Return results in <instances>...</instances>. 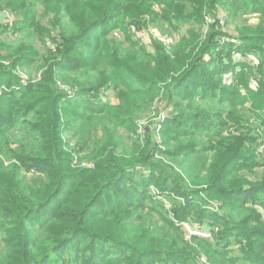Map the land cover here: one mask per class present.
<instances>
[{
	"label": "trees",
	"instance_id": "1",
	"mask_svg": "<svg viewBox=\"0 0 264 264\" xmlns=\"http://www.w3.org/2000/svg\"><path fill=\"white\" fill-rule=\"evenodd\" d=\"M40 2L41 17L0 23V36L5 35L0 41V264H50L67 245L76 248L82 234L89 236L88 264H96L99 252H106L107 264H200L201 251L211 244L186 239L179 223L192 208L206 213L202 194L219 206L211 214L221 227L215 242H229L238 233L244 259L258 255L250 264H264V52L258 63L248 64L232 61L234 46L229 60L218 51L212 38L223 35L218 29L223 0ZM12 3L0 0V11ZM229 3L235 11L262 9L252 0ZM133 11L134 27L151 24L176 43L168 47L160 38L149 47L139 40L116 43L105 31L102 41L81 47L95 27L114 25ZM207 27L213 33L204 41ZM228 64L235 65L236 77L257 67L258 104L250 107L232 85L221 83L217 69ZM204 67L207 72L196 82L195 73ZM247 78L241 84L250 88ZM187 81L194 84L191 91L182 87ZM151 109L162 117L146 123L141 119ZM158 125L163 129L157 131ZM151 185L160 189L157 196L149 194ZM176 194L187 203L168 214L156 200ZM102 203L110 208L98 207ZM95 208L115 218L119 234L101 236L88 229ZM214 251L210 258L218 264H240L242 257Z\"/></svg>",
	"mask_w": 264,
	"mask_h": 264
},
{
	"label": "rangeland",
	"instance_id": "2",
	"mask_svg": "<svg viewBox=\"0 0 264 264\" xmlns=\"http://www.w3.org/2000/svg\"><path fill=\"white\" fill-rule=\"evenodd\" d=\"M247 1L248 0H242V3L244 4ZM12 2H13L12 5L6 4L4 6L5 8H3L2 11H0V23L15 24L16 20L19 21V20L37 19L45 14V7L41 5L40 0H12ZM229 2L237 3L238 0H231V1L223 0V3L220 4L222 13H223L222 15L223 19L221 20L222 26L221 25L220 27L218 26L219 27L218 29L222 30L223 35L217 38L213 37L212 39H216L217 41H214V42L219 43L218 48L220 49H218V51L220 53L228 54L227 55L228 60L230 57L229 48L234 46L235 51L233 52L232 57H230L233 62L234 60H236V62L247 61L248 64H253L254 62L258 63L259 62L258 54L261 51L264 52V0H252V4H254V6L258 4L262 5L261 10L253 9V8L247 9L245 6L242 10L235 11L232 8H230ZM98 4L99 3L97 1L96 2L94 1L92 5L97 6ZM139 8H143V7H139ZM156 8L159 9V7H156ZM136 12L137 11H133L128 14H123L119 16V21L118 22L116 21L115 23H113L114 25H110L109 23H106L100 27L99 26L95 27L92 30V32L87 35L86 41L81 45V47L88 49L91 47L90 43L94 41L96 43L102 41L103 34L105 33V31H109L110 38L114 37L113 39H115L116 43H119V41L125 42L129 40H135V41L139 40V42H141L143 45H145L146 47H149L151 46L153 40L157 38L162 39L167 44L168 47L176 43L174 38L168 37V36L166 37L167 32H164L152 26L151 24H149L147 27H144V29L142 30L134 27L132 15H134ZM235 13H237L236 17H234L233 15ZM47 21L48 19H45V23ZM209 21H211V17H209ZM179 24L182 25L181 21L179 22ZM188 26L191 27L190 24L183 25L182 27H180V29H178L175 32L174 35L178 37L180 34H183L185 30L188 29ZM197 28H198V25L196 29ZM250 32L252 34H256L254 38H257V40H253V39L245 40L241 38V36L243 37L245 36L244 38H247L246 36H248ZM210 33L212 34L213 30L211 27H207L204 31V34H205L203 38L204 41L210 40V37H209ZM4 39H5V35L0 36V41ZM226 45H227V51L224 52L225 50L224 46ZM126 46H128V44H126ZM257 48H259V50H257ZM40 49L42 51H45V46L40 45ZM208 64L209 63H207V65ZM230 66L231 64L223 65L222 67L223 70L218 68L216 75L222 76V79L221 78H217V79L218 80L221 79L222 81L221 83H223V85L225 86L229 87V84L232 85L231 89L232 91H234V93L244 95V98L247 100V102H249L248 103L249 106L250 105L252 106V103L254 102L258 104L260 100H262V95L258 94L257 92H261L262 89L260 88V85H259L260 76L259 74H256L257 67H253V69H250V67H247L246 68V72H248L247 76H237L236 77L231 69V68H234L235 65H233L232 67ZM212 67H213V64H212ZM203 72H207L206 67L199 69V71L195 73L194 80L196 82L201 83L202 80L200 79V74ZM252 72H255V73H252ZM245 78H247L246 80H249L250 88L243 87V84H241L242 80H245ZM188 83H189V86H187ZM182 87H185L186 90L191 91V89L194 87V84H191V82L187 81ZM182 87L180 90H184L182 89ZM199 91L206 92V89L202 88ZM250 91H253V92L250 93ZM107 94H108L109 99L111 98L112 101H115L114 92L108 91ZM226 94L228 97L232 96V93H226ZM184 101L187 102L188 99L185 98ZM172 110L177 111L179 110V108L175 107ZM154 112L155 111L153 110L152 112L147 113L145 117L142 118L141 120L148 123V122H154L156 118L158 119L162 117L161 115L157 116ZM169 114L171 115V113ZM260 117L264 119L263 114H261ZM167 124L172 125L173 123L168 122ZM161 129H163V127H161V125H158L157 131ZM123 131L126 134L128 133L129 136L133 135V137L137 138V136L133 134V132L135 131L131 129H127V128H123ZM141 132H142L141 134L143 135V139H145L146 138L145 130H142ZM142 135H140L139 137L140 139H142ZM159 139L161 140V136ZM262 148H260V151L263 150ZM239 162H242V161L239 160ZM160 174H161L160 171H157V177L158 176L160 177ZM159 192H160V189H158L157 186L155 185L150 186L149 194L157 196ZM202 196L204 197L206 201L205 208H204L206 210V213L200 214L199 213L200 211H198L195 208H192L190 213L188 211L186 222H189L193 226H200V227L207 228V229L210 227L211 228L214 227V228H219V230H221V227L218 225V221L214 219L213 215H211L212 213H215L216 211L219 210V206L217 202L213 200V198H209L206 194H202ZM256 197L258 198L257 200L259 201L263 200V197H260V196L258 197V195ZM160 199L163 201L162 203L165 205V209L167 210L168 214H174V211L180 212V210H182V208L187 203L186 198L179 197L178 194H176V196H173V197H167L166 195H163L161 197H158L156 202H158V200ZM98 207H103L106 209L110 208V206L107 205L106 203H102L98 205ZM260 208L264 209V206L261 205ZM55 210H57V206L51 208L49 214L51 215L52 212H54ZM98 210H100V208H95L92 211V214L88 221V229L92 233L101 234V236L119 234L117 230L118 225L115 221V218L111 216L107 217L103 214H99ZM180 229L184 232L182 227H180ZM218 232L219 231H217L211 239L203 238L205 239V241L211 244L210 247L212 250L207 248L201 251L200 260H199L200 264H218L217 260L210 258V256L214 255L215 253L214 250L217 247L220 251L224 252L226 256L242 257L241 261H239L240 264H250L252 262L256 263L257 261H259L258 255L252 256V257L250 255L248 258L245 257L244 259V256L246 255H244L242 249L240 248V244L238 243V238L241 235L237 233L236 235L231 237L232 238L230 239L231 241L228 242L227 240H224L223 242L217 243L215 242V238L217 237L216 234ZM79 238H82V241L81 242L77 241L75 243L76 248H73L71 244L67 245L60 252L56 254V257H57L56 259L50 260V264H59V262L57 261L58 259H60L63 262V264H88L85 254L87 252L86 247L89 241V236L86 234H82L80 235ZM119 238L125 239L124 237H119ZM103 240H107V239H103ZM108 242L112 246L111 248L118 250L121 247L123 248L124 252L126 251L124 246L117 247L114 245V243H112V241H108ZM201 246L204 248V244ZM110 250L112 251L113 249H110ZM78 252H82L83 254L82 257L80 258L76 257V254ZM105 255H106V252L103 254L99 252L95 257L96 264H107L109 260H104ZM100 256L103 258V260L99 259ZM180 264H183V263H180Z\"/></svg>",
	"mask_w": 264,
	"mask_h": 264
},
{
	"label": "built area",
	"instance_id": "3",
	"mask_svg": "<svg viewBox=\"0 0 264 264\" xmlns=\"http://www.w3.org/2000/svg\"><path fill=\"white\" fill-rule=\"evenodd\" d=\"M64 89L66 91H68L66 88H64ZM179 226L182 227V229L184 230L183 233H184L186 239H188V240H192L195 237L211 239L213 237V235L217 231H219V228H214V227L211 228L210 227V228L207 229V228H203V227H200V226H193L189 222H186V221H181L179 223Z\"/></svg>",
	"mask_w": 264,
	"mask_h": 264
}]
</instances>
